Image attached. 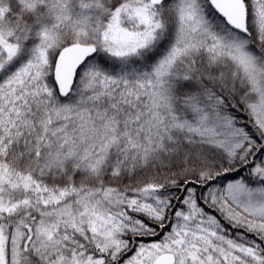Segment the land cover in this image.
I'll return each instance as SVG.
<instances>
[{
  "label": "snow or ice",
  "instance_id": "obj_1",
  "mask_svg": "<svg viewBox=\"0 0 264 264\" xmlns=\"http://www.w3.org/2000/svg\"><path fill=\"white\" fill-rule=\"evenodd\" d=\"M0 264H264V0H0Z\"/></svg>",
  "mask_w": 264,
  "mask_h": 264
}]
</instances>
